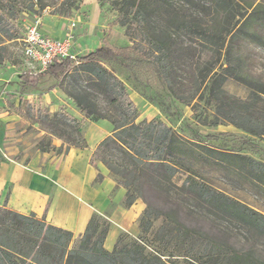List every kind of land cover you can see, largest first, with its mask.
Here are the masks:
<instances>
[{
    "label": "trees",
    "instance_id": "trees-1",
    "mask_svg": "<svg viewBox=\"0 0 264 264\" xmlns=\"http://www.w3.org/2000/svg\"><path fill=\"white\" fill-rule=\"evenodd\" d=\"M98 1L101 5L106 2ZM80 2L63 0L60 7L66 6L67 10L54 13L65 17L74 3ZM111 5L119 15L111 26L123 27L131 46L119 48L104 39L101 46L75 60L53 61L38 73L24 72L19 75V82L36 88L46 77L61 81L79 64L78 69L104 94L105 106L101 110L84 93L71 94L70 98L92 121L105 119L113 126L112 134L98 143L91 160L100 162L115 186L125 191V208L136 200L146 204L138 221L142 233L152 231L154 222L161 219L152 231V242L169 246L173 240L178 241L174 250L187 261L264 264V255L253 248L241 250L233 244L221 248L203 231L184 225L174 213L189 205L202 211L205 221L222 218L234 226L253 227L264 233V211L227 195L205 180L208 175L229 176L263 197L264 163L243 154L220 151L201 141L183 139L157 119L136 123V107L112 69L116 66L130 73L148 74L174 100L190 106L196 122L203 127L228 123L264 140V82L245 73L238 54L241 40L264 46L259 33L264 8L253 3L243 5L240 0H111ZM24 8L20 0H0V64L11 63V54L4 44L22 38V21L16 22L15 17ZM209 22L216 23L221 30H232L225 49L224 42L210 34ZM195 50L199 56L191 65L187 82H177L176 61L185 52L190 56ZM228 79L250 89L246 99H236L223 90ZM50 118L60 128L55 135L63 144L53 146L48 134L35 145L39 153L56 151L65 155L71 146H86L76 119L63 112ZM177 174L185 178L181 186L173 182ZM101 179L99 174L96 182ZM148 195L163 200V206L154 208ZM186 213L189 217L196 214L191 210ZM107 230L105 220L92 216L84 234L70 248L73 233L47 224L32 213L24 216L0 207V264H166L161 257H173L165 251L167 248L148 253L145 241L119 245L121 237L108 252L103 245Z\"/></svg>",
    "mask_w": 264,
    "mask_h": 264
},
{
    "label": "rangeland",
    "instance_id": "rangeland-1",
    "mask_svg": "<svg viewBox=\"0 0 264 264\" xmlns=\"http://www.w3.org/2000/svg\"><path fill=\"white\" fill-rule=\"evenodd\" d=\"M20 1H22L25 8L15 17L16 22L38 16L47 19L49 23L46 25L50 26L55 25L56 21L65 26L74 23L75 27L72 29L73 45L77 57L87 55L90 53L89 51L94 50L95 42L97 45L101 44L111 31H116L121 36H125L128 41L126 44L128 46L132 45L125 35L123 27L121 28L118 24L111 26V23L117 22L119 18L111 5V0H106L103 5L98 0H81L79 4L74 3L65 17L56 15V12L54 13L55 10L61 11L60 13L67 10L66 6L60 7L63 0ZM240 2L243 5L253 3V5H261L264 8V0H240ZM209 26L210 34L223 41L225 49L229 43L232 30L230 28L221 30L214 22H209ZM259 33L264 39V21H262V26L259 27ZM4 45L11 54V63L0 64V205L6 194L9 193L12 196L15 190L21 191L23 189L18 181L20 180L18 170H20L22 175L31 178L40 177L47 181V191L45 192L47 206H52L53 199L57 197L60 200L59 202H65L70 198L78 201L85 208L91 209L92 206L89 204L88 199L96 200L102 184L97 186L91 180L82 183V192L76 199L71 191L66 189L68 177H70V173H76L81 175L82 182L86 181L87 176L84 171L90 165V158L95 152L98 142L112 134L113 126L105 119L94 122L90 117H86L84 112H81L73 103L70 95L84 93L91 100L97 102L100 109L103 110L105 106L104 94L94 87L87 74L78 69L79 64H76L61 81L46 77L38 83L36 88L23 86L18 80L19 75L24 72L36 73L37 71L31 70L29 62L22 56V47L19 41L9 40ZM83 45L93 48L83 50ZM240 47L238 54L241 55L245 73L251 78L264 82V46L262 47L254 42L251 43L249 40H241ZM185 53L182 55V59L179 62L176 61L174 65V71H176L174 77L177 82H187L192 69L191 65L199 56L197 50L191 53V57ZM112 69L115 76L125 87L129 99L136 107L138 115L136 123L143 120L150 122L157 119L167 127L172 128L183 139L201 141L220 151L243 154L254 161L264 163L263 139L251 137L228 123H218L217 126L212 128L203 127L196 122L195 114L192 113L190 106L182 105L174 100L148 74L144 72L130 73L116 66H113ZM223 90L229 96L239 100L246 99L250 92L248 87L231 79L225 81ZM202 104L201 102L200 106ZM57 112H63L79 122L80 138L84 140L85 148L79 149L71 146L66 156L58 155L56 151L50 153H39L37 151L35 145L48 134L53 146L60 147L63 144V140L55 135V133H59L60 128L50 118ZM73 137H75L74 134ZM15 168L18 170L16 171ZM94 169L97 170L98 174L100 172L104 173L103 181L106 182L107 179L110 184L111 182L115 183L100 162L95 161ZM184 179L183 175L177 174L173 178V182L175 185L181 186ZM205 180L207 184L219 188L227 195L245 202L254 209L264 211V195H262L263 197L254 195L253 192L243 187L234 178L223 175H208ZM119 189L122 188H115L110 192L106 188V191L103 192L104 195L107 194V200L112 202ZM120 191L124 196L125 191L123 189ZM148 198L154 208L163 206V200H160V198L149 195ZM121 199L123 200V198ZM9 200L10 197L7 202V206L10 208ZM120 206L127 212L130 210L131 212L128 216L117 219L115 225L102 215L92 214V216L105 220L108 224V233L103 242L104 248L108 252H112L121 237L119 245L130 246L133 241L139 244L141 241H145L148 253L156 252L159 248L160 250L167 248L165 251L167 253L171 252L173 257L162 256L161 258L166 264H198L177 256L178 253L175 252L174 247L178 246L179 243L176 240H173L169 246L152 242L154 235L152 231L158 228L162 222L161 219L154 222L152 231L142 233V229L138 227V221L143 209L146 207L143 201L136 200L129 208H125L123 201H121ZM189 210L196 214L192 217L187 216L186 212H189ZM59 212L60 209L57 208L55 215ZM174 213L177 214L176 218L180 219L184 225L203 231L217 242L221 248L233 244L238 249L253 248L258 254L264 255V233L253 227L234 226L222 218L205 221L204 213L189 205L184 207L181 212L174 210ZM44 219L47 224L52 225L61 221L58 218L53 223H48L45 216ZM80 236L73 233V240L69 244L70 248L73 247ZM106 240H109L111 244L106 245Z\"/></svg>",
    "mask_w": 264,
    "mask_h": 264
},
{
    "label": "crops",
    "instance_id": "crops-1",
    "mask_svg": "<svg viewBox=\"0 0 264 264\" xmlns=\"http://www.w3.org/2000/svg\"><path fill=\"white\" fill-rule=\"evenodd\" d=\"M55 20L57 19L55 18ZM47 23H49V21L47 19L42 18L40 31L44 35L50 38L52 37L56 39H61L64 37L65 32H66L65 28L67 27V25L65 26L64 24H60V22H57V21L55 25L53 24V26L46 25ZM106 40L107 41L110 40L109 42L111 44L119 48L128 46V44H126L128 43L126 37L121 36L116 31H111L108 34V37H106ZM94 45H95V48H97L101 46L102 44L97 45V43L95 42ZM82 48L83 50H90L93 47H88V46L83 45ZM94 50L92 49L89 52H92ZM103 139H101L100 141H102ZM97 147H98V144L96 148ZM68 152L65 155H61V156H66ZM92 156L90 158V165H88L86 170L84 171V174L87 176L86 181L82 182L81 175L76 174V173H70L69 175L70 177H68V183L66 185L67 186L66 189L71 191V194L74 197H76V199H78V196L82 192V189H81L82 183L84 184L88 180H91V182L94 181L97 186L102 184L101 190L99 192V196L96 198V200H92L91 198L88 199L90 202L89 204L92 206L91 209H88L87 207L85 208L84 206H82L81 203H78V201H75V200H71L70 198H68L70 201L66 200L65 202H59L60 200H58L57 197L53 199L51 203L52 206L51 205L47 206L46 204L47 195L45 193L47 191V185H46L47 181L43 178L41 179L40 177L31 178V177L22 175L21 171L18 170L17 168L15 169L16 171L18 170L19 173L18 172L17 173H18V176L20 177V180L18 181L19 183H21V186L23 187V189L21 191L15 190L12 196H10L9 193L6 194L0 207H6L9 210L13 212L15 211L24 216H29V214L32 213L35 215V217L36 216L39 217V218L36 217L37 219H44V216H45L48 223L49 222L53 223V221H56L58 220V218H60L61 220L60 223L53 224V225L50 224V225L56 228L59 227L71 233H76L81 236L84 234L86 225L88 224L89 220L92 218L93 213L102 215L103 217L107 218V220L111 221L115 225L116 224L115 221L117 219H120L123 216L124 217L128 216L131 210L127 212L126 210L122 209V207L120 206V203L122 201L121 198H123L122 192L120 191L122 189H119L117 191L112 202L107 200V194L104 195L103 191H106V188H107V190H110L111 192L115 188H119V187H116L115 183L111 182L110 184V182H108L107 179H106V182L103 181L104 173L102 172L99 173L102 175V179L99 181V183L96 182V178L99 174L97 173V170L94 169L95 163H93L91 160ZM9 197H10L9 205H11L10 208L7 206ZM57 208L60 209V212L58 214H60L61 217H59L60 215L58 214L55 215ZM27 211L29 212L26 213ZM105 244L110 245L111 242L109 240H106Z\"/></svg>",
    "mask_w": 264,
    "mask_h": 264
},
{
    "label": "built area",
    "instance_id": "built-area-1",
    "mask_svg": "<svg viewBox=\"0 0 264 264\" xmlns=\"http://www.w3.org/2000/svg\"><path fill=\"white\" fill-rule=\"evenodd\" d=\"M42 18L33 16L32 19H23L22 38L19 41L22 47V56L29 62L31 70L44 71L53 61L75 60L77 53L73 45L74 23H69L63 38L56 39L44 35L40 31Z\"/></svg>",
    "mask_w": 264,
    "mask_h": 264
}]
</instances>
